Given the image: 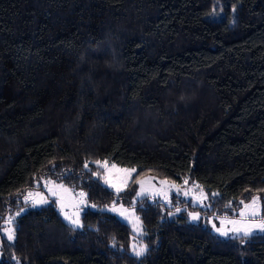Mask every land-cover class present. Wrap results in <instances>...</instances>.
I'll return each mask as SVG.
<instances>
[{
  "label": "trees",
  "instance_id": "16d2710c",
  "mask_svg": "<svg viewBox=\"0 0 264 264\" xmlns=\"http://www.w3.org/2000/svg\"><path fill=\"white\" fill-rule=\"evenodd\" d=\"M135 169L122 192L97 161ZM149 175L196 182L209 208L137 200ZM136 208L68 224L43 180ZM264 204V0H0V264H264V233L224 238L179 207L234 218ZM264 217V215L262 216Z\"/></svg>",
  "mask_w": 264,
  "mask_h": 264
},
{
  "label": "rangeland",
  "instance_id": "374dc122",
  "mask_svg": "<svg viewBox=\"0 0 264 264\" xmlns=\"http://www.w3.org/2000/svg\"><path fill=\"white\" fill-rule=\"evenodd\" d=\"M97 162L96 164L102 167L105 171L104 184L116 192L124 191L136 173L135 169L120 167L110 161L104 160ZM113 165L115 167H113ZM43 187L42 191L29 192L32 195L29 196L28 193L25 197L24 201L26 207L23 210L10 215L5 221L3 233L6 236L8 233H11L13 236L11 241L15 239L14 222L18 217L31 208H39L48 205L53 201L63 219L76 229H82L84 227L83 216L88 209H101L104 212H108L118 217L127 223L133 232L131 253L139 257L146 254L147 247L143 242L145 235L144 225L136 208L126 207L122 204H114L112 206L99 208L88 202L87 195L83 190L70 188L51 179L43 180ZM53 193H55V195H53ZM174 196L190 200L195 206L202 209L209 208V196L205 189L196 182L189 183L187 181L186 183L184 182L180 184L160 178L157 175L146 176L138 182L137 200L149 197L172 206ZM253 201L249 204H245L240 210L239 215L234 218L208 216L198 211H189L187 207H179L178 213L186 211L190 222L202 223L210 227L217 235L224 238L245 236L244 230H248L250 232L249 235L264 233V230L257 227V225L264 223V217H262L264 215V204L258 198L255 199V203H253ZM68 217L78 219L81 226L77 227L72 224ZM236 229H239L240 231H236ZM224 233L227 234L225 235ZM142 249L143 251L141 252ZM137 253L141 254L138 255Z\"/></svg>",
  "mask_w": 264,
  "mask_h": 264
},
{
  "label": "snow or ice",
  "instance_id": "6c2138e0",
  "mask_svg": "<svg viewBox=\"0 0 264 264\" xmlns=\"http://www.w3.org/2000/svg\"><path fill=\"white\" fill-rule=\"evenodd\" d=\"M97 163H99V162H97ZM113 167H115L114 165H113ZM187 181H185V183H186ZM32 194L31 193H29V196H31ZM53 195H55V193H53ZM83 195V194H82ZM46 202V201H45ZM253 203H255V199H254V201H253ZM178 211H179V209H178ZM68 219L71 221V223L72 224H74V225H76L77 227H80L81 225H80V222H79V220L78 219H72L71 217H68ZM257 227H259L261 230H264V223H261V224H259V225H257ZM7 231V230H6ZM236 231H240L239 229H236ZM225 235L227 234V233H224ZM250 234V232L248 231V230H244V235L245 236H247V235H249ZM7 238L9 239V240H11V239H13V236H12V234L11 233H8V235H7ZM143 251V249L141 250V252ZM138 255L139 254H141V253H137Z\"/></svg>",
  "mask_w": 264,
  "mask_h": 264
}]
</instances>
